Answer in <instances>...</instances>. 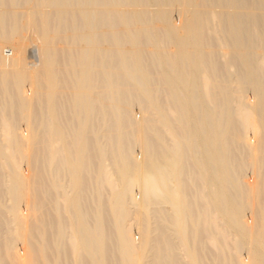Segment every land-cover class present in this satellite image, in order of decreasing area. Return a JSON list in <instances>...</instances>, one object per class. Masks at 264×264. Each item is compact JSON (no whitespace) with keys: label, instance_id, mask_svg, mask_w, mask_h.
<instances>
[{"label":"bare ground","instance_id":"bare-ground-1","mask_svg":"<svg viewBox=\"0 0 264 264\" xmlns=\"http://www.w3.org/2000/svg\"><path fill=\"white\" fill-rule=\"evenodd\" d=\"M0 264H264V0H0Z\"/></svg>","mask_w":264,"mask_h":264},{"label":"rangeland","instance_id":"rangeland-1","mask_svg":"<svg viewBox=\"0 0 264 264\" xmlns=\"http://www.w3.org/2000/svg\"><path fill=\"white\" fill-rule=\"evenodd\" d=\"M222 50H223V49H220L219 53H217V55H218L219 58H220V61H221V60L224 61V60H226V59L229 57V55L226 54L225 52H223ZM218 56H217V57H218ZM226 57H227V58H226ZM225 58H226V59H225ZM231 71H232V70H231ZM25 89L28 90L29 87H28V88L26 87ZM138 107H139L138 104H135L134 107H133V112H134V114L137 113V114H136L137 116H140L141 113H140V109H139ZM138 112H139V115H138ZM21 126H23V125H21ZM23 129H24V126H23ZM135 149L137 150V152L139 151L137 146H135ZM23 167H24V169L27 168L26 165H23ZM244 175H245V176L242 175V177H243V178H242L243 181H246L247 179H248V180H251V179H253V177H254V176H253L254 174H252L250 170L244 171ZM251 176H252V177H251ZM248 180H247V181H248ZM248 216H249V215H248ZM129 221H130V224H129ZM129 221H128V224L130 225V227H132V226H133V224H132V223H133V222H132L133 220H132V221L129 220ZM133 229H134V228H133Z\"/></svg>","mask_w":264,"mask_h":264}]
</instances>
